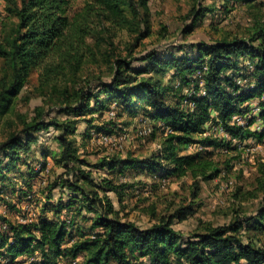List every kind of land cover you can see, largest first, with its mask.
Listing matches in <instances>:
<instances>
[{"label": "rangeland", "instance_id": "rangeland-1", "mask_svg": "<svg viewBox=\"0 0 264 264\" xmlns=\"http://www.w3.org/2000/svg\"><path fill=\"white\" fill-rule=\"evenodd\" d=\"M89 1L70 0L69 15L73 17L83 11ZM195 6L207 12L193 22L189 12ZM8 8V2L0 0V43L5 45L14 37L18 23ZM147 8L151 33L134 49L132 57L129 52L135 33L115 28L105 32L100 28L88 38V52L82 62L66 63L53 73L32 70L21 91L0 111V143L12 135L24 138L27 125L43 117L46 123L75 127L68 137L77 150V159L70 168H65L60 160L63 148L55 140L63 127H50L36 133L38 142L31 145L30 152L21 151L18 162L10 169H6L9 159L0 153V228L7 231L9 222L33 227L41 219L54 220L55 209L61 207L58 219L69 226L70 239L77 240L82 233L94 238L97 231L91 226L96 215L89 211L88 202L79 192L69 190L67 181H70L83 187L93 200L96 199L93 193H97L98 199H109L119 218L132 221L141 229L172 220L173 228L185 241L203 233L207 226H227L237 217L242 221L252 218L250 224L243 226L240 236L244 243L263 248L264 229L253 225L264 206V197L258 194L257 198L243 200V195L254 191L259 166L264 164V95L249 99L241 106L243 113L232 117L231 124H239L254 135L243 141L233 139L220 124L209 121L199 138L211 137L220 145L190 144L179 149L183 156L210 153L220 163L221 172L209 181H201L198 190L190 176L163 177L162 172L151 174L142 166H119L113 171L102 166L114 160L146 161L162 150L171 130L155 119L151 108L143 109L144 102L138 103L139 109L133 114L101 95L104 107L92 100V110L85 115L77 116L70 110L78 101L77 92L97 91L101 82L111 81L112 64L117 57L135 59L133 67L143 69L146 63L138 59L149 52L155 51L161 57L175 54L197 58L201 44L222 39H243L255 54L264 49V0L250 4L235 0H149ZM256 61V57L244 56L237 69L222 74L224 82L232 80L227 90L233 96L255 87ZM206 72V67H199L186 84L169 69L162 78L165 101L184 111H194L193 98L207 94ZM12 74L11 61L0 57V79L5 77L9 81ZM235 86L240 89L238 94L234 93ZM211 115L217 118L215 109H211ZM79 170L90 173L97 187L88 185ZM104 181L117 190L103 191ZM93 207L97 213L103 212L100 204ZM40 259L39 252L15 260L0 255V264H32ZM83 259L79 255L76 261ZM67 262L72 261L60 259V264Z\"/></svg>", "mask_w": 264, "mask_h": 264}, {"label": "trees", "instance_id": "trees-1", "mask_svg": "<svg viewBox=\"0 0 264 264\" xmlns=\"http://www.w3.org/2000/svg\"><path fill=\"white\" fill-rule=\"evenodd\" d=\"M6 1L9 4L8 12L18 19V23L11 42L7 45L0 43V57L10 60L13 69L9 81L5 77L0 79V111L21 91L32 70L53 73L66 63L82 62L88 52V38L93 37L100 28L105 32L115 28L135 33L130 57L151 33L147 8L149 0H90L83 11L73 17L68 13L70 0ZM235 1L250 4L255 0ZM204 12L207 9L195 6L189 12V18L196 22ZM198 52L197 58L175 54L161 57L155 51L149 52L138 59L146 63L143 69L133 67L135 59L117 57L112 64L113 75L109 83L101 82L97 91L90 89L88 92H77L79 98L76 106L70 109L77 116L92 110V100L104 107L100 97L105 95L133 114L139 109L138 103L144 102L143 109L151 108L155 119L171 130L162 150L151 159L114 160L104 163L103 167L113 171L119 166H142L151 174L162 172L163 177L190 176L198 190L201 181H209L221 172L220 163L210 153L183 156L179 154V149L190 144H202L204 147L220 145L211 137L199 138L209 121L220 124L233 139L243 141L254 135L239 124H231V121L233 115L243 113L241 106L245 102L264 95V49L255 54L245 40L233 38L201 44ZM250 55L257 58L254 66L255 87L235 97L227 90L232 80L224 82L222 74L237 69L241 58ZM199 67L207 68L204 79L207 94L193 98L195 110L192 112L184 111L179 106H170L164 99L163 76L169 69L174 70L176 76L189 84L190 76ZM151 72L154 76L147 77ZM239 90V87H234L235 94ZM211 109L217 112L216 119L212 117ZM50 127H63V132L55 140L63 148L61 162L65 168H70L71 162L77 159V150L68 135L74 133L75 127L59 122L46 123L41 117L27 125L23 131L24 138L12 135L0 143V153L10 162L6 169L18 162L21 151L30 152L31 145L38 142L37 132ZM1 167L0 159V174ZM78 172L88 185L97 187L90 173L83 170ZM67 186L73 193L79 192L88 202L89 211L95 213L96 218L92 220L91 226L97 231L95 237H87L82 233L77 240L70 239L69 226L58 219L62 211L59 207L55 209L54 220L44 218L33 227L9 222L7 231L0 228V255L15 260L41 253L40 261L32 264H60V259L72 261L66 264H264V247L244 243L240 236L241 229L245 224H250L252 218L242 221L241 217H237L227 226H207L203 233H197L185 241L173 228L172 220L141 229L136 223L119 218L118 211L109 199H98L97 193H93L96 197L93 200L76 183L67 181ZM101 189L117 190L108 181H104ZM258 194L264 197V164L259 166L254 191L243 195V200L257 198ZM95 203L103 207L102 213L95 211ZM253 226L264 229V206ZM79 255H83L84 259L77 262Z\"/></svg>", "mask_w": 264, "mask_h": 264}]
</instances>
